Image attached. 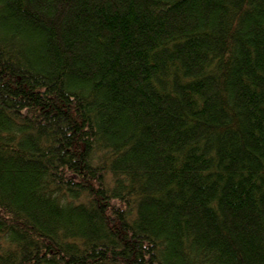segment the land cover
<instances>
[{"label": "trees", "instance_id": "trees-1", "mask_svg": "<svg viewBox=\"0 0 264 264\" xmlns=\"http://www.w3.org/2000/svg\"><path fill=\"white\" fill-rule=\"evenodd\" d=\"M0 264H264V0H0Z\"/></svg>", "mask_w": 264, "mask_h": 264}]
</instances>
